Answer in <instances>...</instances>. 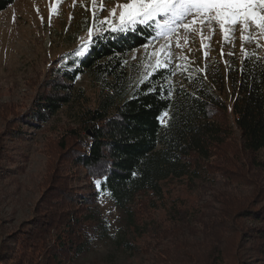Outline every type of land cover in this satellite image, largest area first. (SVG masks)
<instances>
[{
  "label": "trees",
  "instance_id": "obj_1",
  "mask_svg": "<svg viewBox=\"0 0 264 264\" xmlns=\"http://www.w3.org/2000/svg\"><path fill=\"white\" fill-rule=\"evenodd\" d=\"M15 2L0 0V12ZM97 26L86 56L77 58L74 50L56 60L26 118L29 125H54L61 110L74 107L73 129L63 137L72 135L74 142H63L62 150L84 171L88 186L83 192L57 188L58 206L52 203L0 241V264H78L109 230L99 209L103 195L119 208L131 207L128 225L136 242L150 239L145 251L156 252L140 264H158V255L173 263L181 256L184 264H264V189L246 180L249 169L254 176L264 173V52L192 68L180 81L170 69L134 80L126 58L148 44L154 30ZM81 74L90 76L93 92L75 86ZM165 110L162 124L157 117ZM61 121L57 125H67ZM173 181L202 192L210 182L239 181L260 192L224 194L210 212L203 201L169 204L166 189Z\"/></svg>",
  "mask_w": 264,
  "mask_h": 264
},
{
  "label": "rangeland",
  "instance_id": "obj_2",
  "mask_svg": "<svg viewBox=\"0 0 264 264\" xmlns=\"http://www.w3.org/2000/svg\"><path fill=\"white\" fill-rule=\"evenodd\" d=\"M127 2L129 0H16L0 12V241L6 239L8 233L13 235L22 226L33 223L36 216L44 215L52 203L63 200L57 188L75 186L83 192L88 186L89 179L84 171L72 165L62 150L63 142H74L72 135L63 138L66 130L73 129L69 123L73 122L74 107L61 110L54 125L40 122L37 123L42 126L29 125L31 119L26 118H29L35 96L52 73L56 60L79 49L85 43L89 29L92 36L96 34L97 23L101 20L117 19L122 10L120 5ZM113 9L116 17L112 15ZM214 29L207 58L200 33L179 29L182 47H176V34L170 38L175 63L187 65L188 70H204L208 65L216 66L218 61L226 65L233 57L248 51L264 52V36L254 33L253 42H244L245 51L242 52L239 30L231 37L234 43H224L218 25H214ZM209 34L206 29L203 43H208L206 37ZM164 43L165 38H161L154 45L149 44L147 50L143 47L127 56L126 64L134 80L154 69L157 59L162 57L150 54L154 48L158 52ZM222 48L224 53L234 55H222ZM181 56L186 59H179ZM187 71L177 69V79H184ZM75 86L88 93L95 90L88 74H81ZM58 118L67 125H57ZM246 180L247 184L260 182L264 189V173L254 176L249 169ZM167 188L169 204L180 200L189 206L203 201L211 204L210 212L218 207V200L224 194L252 196L260 192L239 181L210 182L204 192L193 191L177 181L168 183ZM128 208L131 209L128 205L119 208L107 196L100 197L99 209L109 230L99 238L94 251L78 264H140L148 255L155 254L156 251H145L150 241L148 237L138 238L139 247L132 245L137 242L129 229ZM156 214L157 218L165 216L164 211ZM157 262L184 264L185 259L178 256V263H173L170 256L158 255Z\"/></svg>",
  "mask_w": 264,
  "mask_h": 264
},
{
  "label": "snow or ice",
  "instance_id": "obj_3",
  "mask_svg": "<svg viewBox=\"0 0 264 264\" xmlns=\"http://www.w3.org/2000/svg\"><path fill=\"white\" fill-rule=\"evenodd\" d=\"M122 10L119 12L117 19L101 20V26L105 24L112 25L108 30L112 32L127 33L137 31L140 26L151 27L155 35L151 36L148 44L142 47L147 50L149 44L165 38V43L160 45L159 51H152L151 56H161L157 59L153 69L154 75H162V70L170 69L169 74L174 75L176 70L187 71L188 66L185 64L175 63L174 53L172 51V40L174 34L177 35L175 41L176 47H182L181 38L178 30L183 28L186 33H200L202 38V48L204 49L205 58L209 55L211 38L214 35V25H218L223 33L224 43H234L231 38L239 30L242 38V52H244L243 43L253 42L254 33L264 36V0H129V2L120 5ZM103 11V9H101ZM113 17H116V10H112ZM209 31L206 37L208 43H203L205 39L203 33ZM142 30V29H141ZM92 30L89 29L88 37L85 43L80 46L74 53L77 58L87 55L89 44L92 41ZM258 43V41H257ZM259 46V44H258ZM222 55H234V53H224ZM245 58H249L248 55ZM184 60L186 57H179ZM150 77H145L141 82H145ZM162 87V86H161ZM174 91L169 85L167 92L169 95ZM149 93H157L158 89L149 86ZM168 116V111L162 112L157 117L162 124L167 122L164 117ZM101 181H95L99 187Z\"/></svg>",
  "mask_w": 264,
  "mask_h": 264
}]
</instances>
